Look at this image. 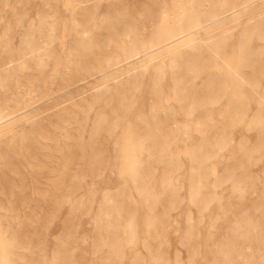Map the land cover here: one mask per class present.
<instances>
[{"label":"rangeland","instance_id":"374dc122","mask_svg":"<svg viewBox=\"0 0 264 264\" xmlns=\"http://www.w3.org/2000/svg\"><path fill=\"white\" fill-rule=\"evenodd\" d=\"M159 1L164 4L158 10L160 13L148 11L153 10L156 0H0V202L7 203L9 199L14 206L16 214L11 216L12 228L18 231L27 229L24 225L25 220L29 223L33 219L31 223H34L37 215H43L44 211L51 209L50 198L56 191L53 193L51 183L41 179L42 176L36 175L32 169L34 165L36 167L49 164L40 150L43 148L48 151L53 145L63 148L70 146V149L74 150L76 126L80 127V138L83 141L90 139L93 125H97L100 131L95 135V139L100 143L98 160L88 162L84 159L82 162H72L68 172V176L71 177L69 174L74 171L76 164L83 170H87L88 166L98 165L101 166L98 176H83V190L75 197H63L57 217L45 219L43 222L48 226L40 227L31 235V245L43 244L47 253L46 264L53 262L52 250L61 241L64 243L67 241L66 247L73 249L71 255L73 263L99 264L98 252H94L91 244L92 233L101 225L100 233L108 235L104 227L106 221L122 217L116 211H107L108 200L122 189H125L127 199L128 186L132 184L128 173L145 155L143 151L136 149L121 152L120 145L126 142L127 129L136 116L148 115L152 110L150 92L156 72L162 79L161 103L165 106L176 105L172 68L177 65L182 53L191 43L203 41L223 30L228 41L217 58L213 72L227 76L240 69L243 60L239 46L242 29L264 21V0H219L229 4L224 6L219 14L220 27L207 25L208 16L202 14L195 17L186 29H175L177 24L185 22L190 8L197 6L199 10L206 12L209 11L211 3L208 4L207 0L204 3L198 0ZM115 2H120L124 7L119 8L120 12L126 9L128 14L108 16L113 22L126 18L139 21V24L146 22L145 19L153 20L151 22L153 26L160 22L166 24L163 33L154 37L153 41L151 39L147 55L143 49H139L121 65L114 63L121 49L108 44L109 40L102 38L104 35L100 37L97 29L72 30L83 27L82 21L79 26L75 25L77 23L73 20L74 10L77 11L76 17L80 20L82 16L79 13L91 9L94 4L95 16L90 19L93 28L98 27L101 17L108 13L107 7ZM140 9H147L151 15L143 16L132 11ZM138 19H143L144 22ZM146 25L152 28L147 22ZM132 34L131 31L126 34L122 32L121 36L128 40ZM92 35L100 39L95 40ZM144 36L145 39L149 38L147 33ZM88 38L92 40L87 43ZM260 44H263L261 40L251 38L252 47L258 48ZM262 60L264 64V49ZM246 72L248 74L251 71L248 69ZM95 75L97 77H94ZM135 76H139L137 79L140 81L137 89L133 82ZM121 89H128L130 95L134 94L130 97L131 100H135V104L130 106L122 123L113 127L112 123L117 121L118 116L115 110L118 107L117 94ZM246 89H249L246 92L251 93L249 95L253 102L256 103L257 99L262 97L260 95L262 90L258 86ZM90 101L95 103L90 108H85L87 112L84 113L81 107L87 106ZM224 104L223 102L217 106L214 112L223 109ZM74 114L77 115V121L73 119ZM98 117L102 120L97 124L95 120ZM170 122L171 125H175V120ZM245 131L247 135L254 132L252 129L246 130L244 123H241L235 130L234 142L238 140V135ZM179 147L176 143L170 145L173 151ZM228 147L227 151L224 149V157H230L234 153L232 146ZM261 154L260 162H250L249 170L256 176L257 188L253 194L245 193L243 202L246 204L256 197L259 188L264 184L262 169L264 149ZM220 169L218 166V171ZM160 173V168L155 171V175ZM181 177L184 178L182 174H176L174 180L180 181ZM212 180L208 182V191L212 189L220 192L223 197L230 193L227 182L221 183L220 188H213L210 185ZM183 190L185 191V187L182 188V192ZM21 192L26 194V200L20 205ZM131 195L128 198V205L126 203V208L128 207L130 212L129 224L121 231L124 236L130 237V241L111 250L102 247L101 254L109 253L119 260V264H131L136 255H141L146 264L145 262L149 261L147 256L149 252L143 247L142 241L150 239L151 231L148 224L153 211L150 212L143 206L142 197L134 190H131ZM86 200H89V205ZM73 202H77L79 206L74 207ZM211 206L213 208H210ZM189 208L195 210L185 198L182 207L170 212L164 219L162 239L165 243L160 250L163 258L168 259L170 264L175 262L177 255L184 263L188 257L182 237L185 213ZM206 210L198 227L201 235L205 228L211 227L218 212L214 203ZM261 210L264 211V205L258 211ZM249 211L255 213L252 208H249ZM195 213L194 211L192 216L196 222L198 218ZM173 222L177 225L172 226ZM222 222L218 220L216 228L221 229ZM67 233L70 237L75 234L85 235L86 243L73 248L76 242L65 237ZM261 258L258 264H264V256ZM233 264H242V261L236 257Z\"/></svg>","mask_w":264,"mask_h":264},{"label":"bare ground","instance_id":"6f19581e","mask_svg":"<svg viewBox=\"0 0 264 264\" xmlns=\"http://www.w3.org/2000/svg\"><path fill=\"white\" fill-rule=\"evenodd\" d=\"M199 1L204 3L206 0ZM207 1L208 4L211 3L209 11L199 10L197 6L190 8L191 11L187 13L188 17L185 22L177 24L175 29H186L195 17L202 14L208 16L207 25L220 27L219 14L223 11V7L229 4L219 0ZM154 4L153 10L148 11L160 13L158 10L164 5L163 2L156 0ZM93 6L94 4L91 9H85L79 13L82 16L80 20L76 17L77 11L74 10L73 20L77 23L75 25L79 26L82 21L83 27L72 30L97 29L100 37L104 35L105 37L102 38L109 40L108 44L121 49L119 56H116L115 64L121 65L122 62H127L134 51L139 49H143L147 55L151 39L153 41L154 37L163 33L166 26L165 22L153 26L151 19H145V21L148 25L151 24L152 28L147 26L143 19H138L144 22L141 24L139 21L126 18L113 22L108 16L128 14L126 9L120 12L119 8L123 6L120 2H115L107 7L108 13L101 17L98 27L92 28L90 19L95 16ZM146 10L132 11L143 16L151 15ZM128 31L133 32V36L127 40L121 36V33L126 34ZM146 33L149 36L147 39L144 36ZM240 34L239 46L243 60L240 69L227 76L213 72L217 58L228 41L223 30L218 34L208 36L203 41L189 45V48L182 53L177 65L172 68L174 74L172 85L176 91V105L165 106L161 103L162 79L156 72L150 92L152 110L148 115L136 116L127 129L126 142L120 145L121 152H131L136 149L143 151L145 155L128 173L132 184L128 186L127 199L125 189H122L111 200H108L107 211H116L122 217L106 221L104 227L108 235L104 236L100 233L102 232L101 225H98L92 233L91 244L94 252H98L99 264H119V260L110 256L109 253L101 254L102 247L111 250L117 246L122 247L130 241V237L124 236L121 231L129 224L130 212L126 206L128 198L132 196L131 190L142 197L143 206L148 211H153L148 224L151 231L150 239L142 241L143 247L149 252L147 254L149 261L145 262L146 264H170L168 259L163 258L160 250L165 243L162 239L164 219L170 212L182 207L185 198L195 209H187L183 222L182 243L186 245L188 257L184 263V260L181 261L177 255L172 264H233L236 257L242 261V264H258L264 256V211H258L264 205V184L259 188V193L255 198L250 199L248 204L243 202L246 192L251 194L256 192V176L249 170L250 162H260L262 149H264V64L262 60L264 21L250 24L243 28ZM91 37L95 40L100 39L93 35ZM253 37L261 40L263 44H260L258 48L252 47L250 40ZM89 40L92 38H88L86 42L88 43ZM248 69L251 72L246 74ZM138 77L135 76L133 80L136 89L140 86ZM257 86L261 88L260 95L263 98H258L255 103L250 98L251 93L246 92L249 90L246 88L254 89ZM131 95L128 89H121L118 92V107L115 106L118 116L117 121L112 123L113 127L122 123L130 106L135 102L131 100ZM223 102L225 103L223 109L214 112L216 111L214 109ZM94 103L95 101H90L87 106H82L81 110L86 113L85 108H90ZM75 114L73 119L77 121ZM100 120L102 119L98 117L95 121L98 124ZM170 120H175V125H171ZM241 123H244L246 130L252 129L254 132L252 135H247L245 131L238 135V140L234 142L235 130ZM79 129L80 127L76 126L75 138H73L74 150L70 149V146L63 148L56 145L48 151L42 148L40 151L43 153L41 154L49 164L32 166L36 175L42 176L41 179H46L49 184L51 183L52 192L56 191V194H52L50 198L52 199L51 209L44 211L43 215H37L34 223H31L33 219L29 223L25 220L24 225L27 229L18 231L12 228L11 216L16 214L14 206L9 199L7 203L0 202V264H46L47 253L43 244L41 243L42 246L31 245V235L35 234L40 227L48 226L43 222L45 219L57 217L63 197H75L80 190H83V176L99 174L101 166L92 165L88 166L87 170H83L76 164L74 171L69 174L71 177L68 176L72 162H82L84 159L88 162H96L100 156L98 148L100 143L95 139V135L100 133L98 126L93 125L88 141L80 138ZM172 143L179 144L180 147L173 151L170 148ZM228 146H232L234 153L229 154L230 157H224V151L229 149ZM218 166L221 168L220 171H218ZM159 168L161 173L155 175V171ZM262 169L264 172V166ZM176 174H182L184 178L181 177L182 180L175 181ZM210 179H213L212 183L210 182L213 188L227 182L230 193L223 197L220 192L212 189L208 191ZM183 187H185L184 192H182ZM23 193L20 195V205L26 200V194ZM85 196L88 195L85 194ZM88 201L86 200L87 205L90 203ZM211 203L216 205L218 212L211 227L205 228V232L201 235L198 229L199 223ZM73 206H79V204L73 202ZM249 208H252L255 213L252 214ZM194 211L198 218L196 222L193 221L192 216ZM218 220L223 221L221 229L216 228ZM173 225L177 224L173 222ZM65 237L76 242L73 248L77 247L76 245L82 246L87 240L85 235L75 234L70 237L67 233ZM65 243L61 241L55 245L51 253L53 260L51 264H75L71 259L73 249L66 247ZM131 264H144V260L141 255H136Z\"/></svg>","mask_w":264,"mask_h":264}]
</instances>
